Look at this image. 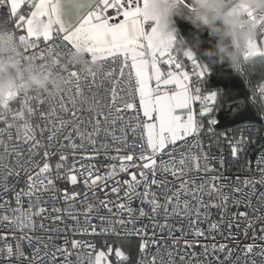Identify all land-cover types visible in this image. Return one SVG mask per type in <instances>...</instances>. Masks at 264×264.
Returning <instances> with one entry per match:
<instances>
[{"label": "snow or ice", "instance_id": "snow-or-ice-1", "mask_svg": "<svg viewBox=\"0 0 264 264\" xmlns=\"http://www.w3.org/2000/svg\"><path fill=\"white\" fill-rule=\"evenodd\" d=\"M148 2L92 0L86 11L78 14L73 23L66 25L61 18L59 0H0V5H10L12 17H18L15 19L16 29L24 30L17 38L21 44L28 45L23 48L25 61L46 67L51 59L58 69L62 64L67 65L64 68L66 86L53 102L49 103L43 93L27 95L19 92H11L7 98L0 100V121L5 125L0 128V227L12 229L7 235L0 233V241L3 242L0 260L5 264H74L73 255L76 256L75 264H83L84 256L77 250L94 249V245L77 239L69 241L65 236V246L49 252L53 236L45 240L44 237L26 234L29 231L34 233L38 226L43 228V224L37 225V218L45 217L46 213L56 221L71 217L74 232L88 234L90 231L95 234L97 225L93 220L98 218L101 232L115 231L119 226L124 232L139 236L141 258L137 259L136 264H177V256L180 264H204L195 252L189 254L184 249L193 248L200 244L199 238L205 237V231L197 225L210 218L209 210H220L223 219L229 202L235 207L243 205L251 208L253 199H257L261 207L253 208V212L257 213L256 221L264 222V191L256 195V184L264 186V167L260 168L258 180L245 178L244 187H233L230 193L223 191L224 185L219 183L218 176L212 175L198 184L196 180L187 178L193 171L205 176L215 171L203 149L201 133L205 130V118L207 132L212 133L211 126L216 124L215 113L221 110L227 98L223 97L222 100L220 91L202 90L201 81L211 72L208 64L194 58L192 51L187 50L183 56L190 62L191 71L186 70L185 64L173 52L174 36L169 37V43L160 38L155 26L146 30L145 22L157 19L148 11ZM23 4H27L30 9L28 15L18 12ZM109 10L113 14L110 15ZM232 11L254 19L258 28L257 38L248 42L244 63L236 70L243 73V65L252 58L264 61V13L253 12L245 6ZM34 18L46 21L40 32L33 30ZM76 49L83 50L89 62L98 65V69L84 73L75 64H68V57ZM162 65L167 66L166 71L162 70ZM82 85H86L90 91L93 88L96 91L91 92L89 97ZM257 92L260 99L258 111L264 118V79L254 90V97ZM17 100L19 108L14 109L11 103ZM89 100L92 101L91 106H88ZM197 103L198 112L194 108ZM244 103L239 102L233 110L234 115L244 107ZM44 105H48L47 111L43 110ZM104 109H107V113ZM82 111L93 114L92 119L87 121L90 124L95 121L91 131L81 128V124L85 123L80 115ZM132 112L135 115H129L125 122L124 113ZM69 113L71 116L67 119L61 115ZM101 117L104 126L101 125ZM33 118L46 121L45 127L51 125L46 142L43 138L44 128L40 129L41 138H37ZM118 122L119 136L116 134ZM12 128L16 129V143L10 149L4 136L12 141L13 134L9 131ZM251 142L254 141L244 135L230 142L231 156L237 157L238 152ZM114 144L120 146L113 147ZM21 145L27 148V159L23 162L21 158L24 153L19 150ZM193 149L198 151L194 152ZM41 152V159H36ZM88 152H91L89 159L103 153L119 163H112L103 173L92 165L86 168L81 164L77 168L75 156L82 154L83 158V154ZM70 156L73 164L65 169ZM13 157L14 164H10L9 160ZM57 157L53 166L50 161ZM219 164L223 167V155L219 158ZM257 164L264 165V151L258 155ZM121 174L129 178L121 179ZM161 175H171L179 181L178 186L173 188L167 179H157ZM12 178H15L16 183L9 185L8 181ZM25 178L27 187L15 191L16 184ZM78 178H82L88 190L85 197L99 190L104 192L106 198L87 203L78 210L75 201L79 194L66 189L62 191L58 185V181H64L76 186ZM237 183L239 185V179ZM153 186L164 189L163 201L152 191ZM245 188L249 190L245 191ZM10 191L14 195L16 207L11 206V201L3 199ZM238 193L241 195L237 196ZM46 194H50L51 209L47 207L49 201L41 200ZM109 194L116 199H107ZM213 197L216 199L213 200ZM24 198H27V208L23 207ZM135 200L151 207V216H148L154 230L151 236L147 233L148 225L136 227L148 214L143 207H132ZM57 202L67 207H58ZM102 209H107L110 215H102ZM81 212L84 214L85 226L79 224ZM161 212L164 215L163 223L159 220ZM237 215L246 221V234L256 221L250 219L246 211L233 213V219ZM176 216L188 220L191 238L183 228L173 230L168 223L170 217ZM219 228V224L212 222L208 232H215ZM157 229L161 235L167 229V237L175 246V251L167 246L161 251L156 239ZM17 231L20 233L18 237ZM259 231L262 235L257 237L254 232L253 243L244 246L243 260L240 255L234 256L236 250L229 248L226 243H212L210 246L201 244L204 250L202 255L207 257L211 254L215 264H264V244L255 243L257 238L264 241V223ZM175 232L179 235H175ZM8 235L16 241L15 245L9 242ZM25 240L32 248L31 256L26 255L22 248L21 241ZM34 241L39 242L35 247ZM181 241L183 247L180 246ZM69 244L71 248L67 247ZM153 245H156L157 251L149 257L148 249ZM112 251L111 245H107V253L88 251V264H110L108 253ZM57 253L63 254L59 262ZM217 253L222 254L223 258ZM115 257L120 261L129 258L121 247L115 248ZM207 264H212V260Z\"/></svg>", "mask_w": 264, "mask_h": 264}, {"label": "built area", "instance_id": "built-area-1", "mask_svg": "<svg viewBox=\"0 0 264 264\" xmlns=\"http://www.w3.org/2000/svg\"><path fill=\"white\" fill-rule=\"evenodd\" d=\"M22 12L24 15H28L30 13V9L28 8L27 5L23 8ZM109 14L110 15L113 14L111 10H109ZM17 18L18 17H12L11 16L9 4L5 3L4 5H0V20H8L10 22V26L13 28L14 32L17 35L23 34V31L21 29H16V27H15V19H17ZM41 46H43V45H41ZM174 54H176V53H174ZM179 58L185 64L186 70L191 71L190 62H188L187 59L183 55H180ZM194 58L200 60V58L196 55H194ZM163 66L167 67L166 65H163ZM259 83L257 84L256 89L258 88ZM201 86H202V90L204 92H208L206 87H205L204 79L201 81ZM82 88H83L84 93L89 97H91V92L96 91L95 88H93L90 91L86 85H82ZM256 102H257V107H259L260 99H259L258 92L256 94ZM100 106L101 107L103 106V101L101 102ZM11 107L14 109H18L19 108V101L17 100V101L12 102ZM85 107H87V106H85ZM120 107L122 108V105H120ZM47 109H48V105H44L43 110L47 111ZM195 110L197 112L199 110L198 103L195 105ZM104 111H105V113H107V109H104ZM61 115H63L65 119L70 118V116H71L70 113L69 114H61ZM80 115L82 116V119L85 122V123L81 124L82 130L91 131L92 126H93L95 121L93 120L91 124L87 123V121L92 119L93 114L89 113L87 111H82L80 113ZM124 115H125V122H126L128 119V116L129 115H135V113L134 112L124 113ZM141 115H142V113H141ZM46 123H47L46 121L39 120L38 118H33V127L35 128L37 138L38 139L41 138L40 129L44 128L43 138H44L45 142H46L47 136L50 134L49 128L51 127V125H49L48 127H45ZM37 124H39L40 127H38V128L35 127ZM101 125L104 126V122H103L102 117H101ZM119 126H120V122H118V124H117L116 134L118 136L121 135V133L119 132ZM3 127H5V125L2 121H0V128H3ZM9 131H11L13 134V140L8 141L6 135L4 136V139L9 144V148L11 149L16 143L15 142L16 129L12 128ZM101 138L103 139V137H101ZM109 140H110V138H109ZM129 140L131 142V136H129ZM201 141H202V146H203L204 151L207 152V154L210 158L209 163L212 165V167L215 169V171L209 173L207 176H205L203 173H197V172L193 171L187 177L188 179H190V180L194 179V180H196V182L198 184V183H201V182L208 180L210 178V176L215 175V176L220 177L219 183L224 185L223 191L226 193H230L233 187H236V186L244 187L243 180L245 178H247L249 180H252V179L258 180L260 178V168L264 167V165H258L257 164V157L261 153V151H264V146L261 147L256 152V154L253 156V158L249 162V165L247 166L246 170L243 173H229L224 169V165H223V167H221L219 164V158L223 154L216 153V152H209L206 145H205V142L203 140L202 133H201ZM54 143H55V141H54ZM118 146H120V145H115V144L113 145V147H118ZM139 146H140L139 141H137V147H139ZM19 150L24 153V156L21 158V162H23L24 159H27V148L25 146L21 145L19 147ZM0 151H2V148H0ZM193 151L195 152L198 150L193 149ZM112 154H115V153L113 152ZM89 155H91V152L84 153L83 158H82V154H77L75 156L76 167L79 168L81 164L85 165L86 168L88 165H92V166H94L95 169H97L101 173H103L106 170V168L108 166H110L112 163H116V164L119 163V161L110 160L103 153H101L100 155H98L92 159L88 158ZM41 157H42V152L39 156L36 157V159L39 160V159H41ZM213 157L215 159H212ZM223 158H224V163H225V156L224 155H223ZM14 159H15L14 157L12 159H10L9 163L14 164ZM57 159H58V157L54 158L50 161L53 166L55 165ZM158 159H159V157H158ZM165 159H166V157H165ZM177 159H179V156H177ZM72 164H73V158L70 156L69 159L66 161L65 169L70 167ZM120 178L121 179H128L129 177L125 174H121ZM157 179H167L170 182V186L173 188H175L179 184V181L175 180L171 175H167V176L161 175V176H158ZM238 179H239V185L237 183ZM25 180H26V178L24 180H21L19 183L16 184L15 191H20L21 188L27 187ZM8 183H9V185L16 183L15 178L10 179L8 181ZM58 185L62 191L66 189L70 192H76L79 194L78 198L75 201L76 208L78 210L82 209V206L87 204V203H92V202H95L97 200L106 198L104 192L99 191V190L95 191L94 194L90 193L85 197V193L88 190L85 189L83 182H82V178H78V184L76 186H73L70 183H66L64 181H58ZM256 188H257L256 195L259 196L260 191H264V186H261L260 184L257 183ZM140 190L142 191L143 189L141 188ZM248 190L249 189L245 188V191H248ZM0 191H2V189H0ZM152 191L156 193L157 197L161 201H163V197L165 195L164 189L157 188V187L153 186ZM168 194L171 195V192H168ZM236 195L239 196L241 194L238 193ZM3 199H7V200L11 201V206L16 207L14 195L11 191L6 196H4ZM107 199L115 200L116 197L109 194L107 196ZM215 199L216 198L213 197V200H215ZM41 200L42 201H49L47 207L49 209H51V207L53 205L50 201V194H46V195L42 196ZM0 202H2V200H0ZM205 202H207V200ZM194 203L195 202H193V204ZM56 206L67 207V205H64L61 202H57ZM23 207L27 208V198H24ZM132 207H134V208L143 207L145 212L148 214L142 220H140V222L136 225V227L141 228V227H144V225H148L147 233L149 236H151L153 231H154L152 229L151 223L148 219V216H151V207L147 204L141 205L139 200H135L132 204ZM260 207H261L260 201H258L257 199H253L251 208H245L243 205H240L239 207H235V206L231 205V202H229L228 211L224 213L223 219H221L220 210H218L216 208L210 209L209 210L210 218L207 221H202L199 225H197L198 227L202 228L205 231V237L199 238L200 244L194 245V247L191 249L185 248L184 250L186 252H188L189 254H191L192 252H195L197 254V256L199 257V259L204 261V264H207V262L209 260H212V264H215V261L213 260L211 254H209L207 257L202 255L204 250L200 245L205 244V245L210 246L212 243H216L217 245H219L220 243H226L229 248L236 250L234 252V256L240 255L242 260H243V248L246 244L253 243L254 232H255V235L257 237L262 235V233H260L259 229L261 227V224L264 222L256 221L257 213L253 212V208H260ZM239 211H246L248 213V217L250 219H252L253 221H256L253 228L248 229L246 234L244 231L245 226H246V221L240 219L238 217V215H237L236 219H233V213L238 214ZM101 214L106 216V217L110 215L108 213L107 209H102ZM193 215H195V209L194 208H193ZM123 218L127 219V216H124ZM78 219H79V224L81 226H85L84 225V214L82 212L79 215ZM159 220L161 223L164 222L163 212H161ZM212 222H216L217 224H219L220 228L217 231L210 233V232H208V228ZM93 223H95L97 225V232L95 234H91L90 231L88 234H84V233H81L79 231L74 232L72 230V225L74 224V222L71 220V217L66 216L63 220L56 221L53 219L52 215H49L46 213L45 217L37 218V225L43 224V228L41 229L38 226L34 233L29 231L26 234L44 237L45 240L47 239L48 236H53L54 241H53V244L50 245V247L48 249L49 252L55 251V249L58 247L65 246L63 243V239L65 236H67V239L69 241H71V239H77V240L85 241L87 244L94 245L95 246L94 249L82 248V249L77 250V251H80L82 253V255L84 256L83 264H88V259H87V252L88 251H92L94 253L97 249L102 248V250L107 253V245H111L113 248V251L111 253H108V256L113 258L114 261L116 262V264L124 262V261L118 260L115 257V248L121 247L120 245H117V243H116V241L119 238H134V239L138 240V242L140 244V237L139 236L126 233L123 230H121L119 228V226H117L115 231L101 232L100 231L101 222L99 221V219L98 218L94 219ZM168 223L170 225H172L173 230H175L177 228H183L185 233L188 234L189 238H191V228L189 227L188 220L182 219L181 217L176 216V217H170L168 219ZM230 224H231V227H229ZM51 229H56L57 231H55V232L50 231ZM11 231H12V229H10V228L5 229L3 227H0V233H3L5 235H7ZM155 232H156L157 242L161 247V251H163L165 246H167V248H169V249H172L173 251L176 250L175 246H173V244H172V241L170 239H168V237H167V229H165V231L162 235L160 234L158 229L155 230ZM230 233H231V235H230ZM19 235H20V233L17 231L16 236L18 237ZM175 235H179V233L175 232ZM8 240H9V242L13 243V245H15L16 241L10 235H8ZM2 243L3 242L0 241V246H2ZM38 243L39 242L34 241L33 247H35ZM255 243L257 245H260V244H264V241H261L257 238ZM21 245H22V248H23L25 254L28 256H31L32 248H30L28 246L27 241L26 240L21 241ZM40 246H41V248L43 247L42 245H40ZM180 246L183 247V241L180 242ZM67 247L71 248V245L69 244V245H67ZM121 249H122V247H121ZM156 251H157L156 245L151 246L148 249L149 257L152 253H156ZM217 255H221V258H223L222 254L217 253ZM71 258L75 264L76 256L73 255ZM139 258H141V253L139 252V246H138V257H137V259H139ZM62 259H63V254L57 253V261L59 262ZM175 259L177 261V264H180L179 256H177ZM256 259H259V257H256ZM186 260H187V258H186ZM0 264H5V262L3 260H0Z\"/></svg>", "mask_w": 264, "mask_h": 264}, {"label": "clouds", "instance_id": "clouds-1", "mask_svg": "<svg viewBox=\"0 0 264 264\" xmlns=\"http://www.w3.org/2000/svg\"><path fill=\"white\" fill-rule=\"evenodd\" d=\"M92 0H59L61 18L66 25L91 6ZM187 5V6H186ZM245 6L253 12L264 13V0H149L148 11L157 17L155 28L160 38L171 43L176 36L173 52L178 56L188 50L186 39L180 36L174 18L189 22L195 29H206L214 39L211 48L201 49L206 64H227L237 70L244 63V53L250 40L258 35L254 19L237 14L233 9ZM45 20L34 18L33 30L40 32ZM199 37H195L198 44ZM28 45L18 41L17 34L8 20H0V100L11 92L22 94L43 93L49 103L64 89L66 64L58 69L53 60L46 67L25 61L23 48ZM68 64H75L84 73L98 69L89 62L83 50H73ZM70 70V69H69ZM92 105L89 100L88 106Z\"/></svg>", "mask_w": 264, "mask_h": 264}, {"label": "trees", "instance_id": "trees-1", "mask_svg": "<svg viewBox=\"0 0 264 264\" xmlns=\"http://www.w3.org/2000/svg\"><path fill=\"white\" fill-rule=\"evenodd\" d=\"M244 72L241 73L248 85L250 99L257 105L256 96L253 93L257 84L264 78V61L259 58H252L244 65ZM207 77V76H206ZM206 77L204 80H206ZM220 91L219 89H207V91ZM258 108V107H257ZM261 115V113H260ZM205 118V130L202 137L209 152L221 153L225 156L224 169L229 173H243L256 152L264 146V118L259 122L245 121L226 128H216L212 125V133L207 132ZM241 135L249 138L250 141L244 150L238 152L237 157L231 156L230 142L238 140ZM127 253L128 260L118 264H135L138 257V240L134 238H119L116 241Z\"/></svg>", "mask_w": 264, "mask_h": 264}, {"label": "water", "instance_id": "water-1", "mask_svg": "<svg viewBox=\"0 0 264 264\" xmlns=\"http://www.w3.org/2000/svg\"><path fill=\"white\" fill-rule=\"evenodd\" d=\"M180 36L186 39L188 49L198 56L202 63H207L206 58L202 55L201 49L211 48L214 44V39L209 36L206 29L197 30L189 22L174 18ZM199 37L198 44L195 42V37ZM211 72L205 80L206 89H219L226 101L223 102L221 110L215 113L216 128H226L245 121L259 122L261 115L256 104L250 99L248 85L240 72L232 69L227 64H212L210 65ZM240 101H244V107L235 115L233 110L236 109ZM232 107L229 108L228 105Z\"/></svg>", "mask_w": 264, "mask_h": 264}, {"label": "crops", "instance_id": "crops-1", "mask_svg": "<svg viewBox=\"0 0 264 264\" xmlns=\"http://www.w3.org/2000/svg\"><path fill=\"white\" fill-rule=\"evenodd\" d=\"M26 5H27V4H23V5L21 6V9L18 10V12H19L20 14L24 15L23 12H22V10H23V8H24ZM9 6H10V5H9ZM113 22H118V21H113ZM155 22H156L155 20H151V19H149L148 21H146V22H145V28H146V30H150L151 27L155 25ZM21 30H22L23 33H24V30H23V29H21ZM176 39H177V37L174 35L173 45H175V41H176ZM161 67H162V70H164V71L167 70V67H165V66H163V65H162Z\"/></svg>", "mask_w": 264, "mask_h": 264}, {"label": "rangeland", "instance_id": "rangeland-1", "mask_svg": "<svg viewBox=\"0 0 264 264\" xmlns=\"http://www.w3.org/2000/svg\"><path fill=\"white\" fill-rule=\"evenodd\" d=\"M189 50V49H188ZM212 91V90H211ZM194 108H195V105H194ZM96 251H103L102 250V248H99V249H97ZM124 251V250H123ZM125 252V251H124ZM108 260H109V262H110V264H116V262L114 261V259L113 258H111V257H109L108 256Z\"/></svg>", "mask_w": 264, "mask_h": 264}, {"label": "bare ground", "instance_id": "bare-ground-1", "mask_svg": "<svg viewBox=\"0 0 264 264\" xmlns=\"http://www.w3.org/2000/svg\"><path fill=\"white\" fill-rule=\"evenodd\" d=\"M204 82H205V80H204ZM257 106V105H256Z\"/></svg>", "mask_w": 264, "mask_h": 264}]
</instances>
